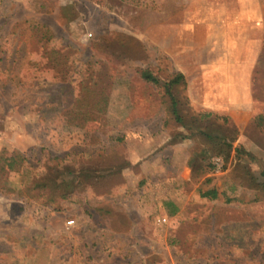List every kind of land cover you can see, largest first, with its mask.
Masks as SVG:
<instances>
[{"label": "rangeland", "instance_id": "obj_1", "mask_svg": "<svg viewBox=\"0 0 264 264\" xmlns=\"http://www.w3.org/2000/svg\"><path fill=\"white\" fill-rule=\"evenodd\" d=\"M35 22L96 62L109 98L100 118L53 120L78 89L32 65ZM143 68L184 75L196 126L217 116L227 160L168 119ZM0 156V264H264V0H0ZM51 164L80 174L64 198L49 189ZM126 215L108 253L96 222L114 229Z\"/></svg>", "mask_w": 264, "mask_h": 264}, {"label": "trees", "instance_id": "obj_2", "mask_svg": "<svg viewBox=\"0 0 264 264\" xmlns=\"http://www.w3.org/2000/svg\"><path fill=\"white\" fill-rule=\"evenodd\" d=\"M29 30L33 32L32 35L34 34L36 36V39L42 43L41 46L43 47L39 59L32 62L35 69L41 74L48 73L47 70H49L48 82L74 81L73 85L78 89L77 97L73 100L70 107L53 118L56 124L81 126L86 121L100 118L103 109L108 105L109 98L108 89L99 86L94 77L96 62L93 59H82L75 47H68L66 51H61L53 43L52 40L55 38L51 30L46 26L35 22L29 27ZM137 74L144 83L162 88L163 94L167 99L168 119L184 127L188 131V135H202L205 140L213 143L214 147H218L217 152L224 154L225 160L229 158L233 149L230 144L223 142L226 136L219 130L216 133L211 129V124L217 119V116H210L206 127L203 129H199L196 126L199 115L194 114L189 106L188 97L185 94L186 81L182 73L173 72L166 79H160L153 70L143 68L139 69ZM223 120L227 121V118L223 117ZM234 151L249 155L239 148L234 149ZM7 164L4 157L0 156V173L3 172L4 166ZM68 173L73 177L72 181H68L65 178L57 180L58 176ZM79 175V173H75L69 166L61 167L51 164L50 175L46 180L50 182L49 189L54 188V190H62L63 192L64 188L63 193L59 192L60 197L64 198V196L72 192L76 187L75 185L79 183ZM260 175L264 177V172H261ZM34 183L35 188L45 189L46 187L43 182ZM258 183L264 189V181ZM202 195L215 198L217 197V192L211 189L202 193ZM44 202L46 204L49 203L47 199ZM54 206L56 209H59L58 205ZM175 211L176 207L173 206L170 214L173 215Z\"/></svg>", "mask_w": 264, "mask_h": 264}, {"label": "crops", "instance_id": "obj_3", "mask_svg": "<svg viewBox=\"0 0 264 264\" xmlns=\"http://www.w3.org/2000/svg\"><path fill=\"white\" fill-rule=\"evenodd\" d=\"M125 218L126 219H124V226H122L121 224V226L120 227H117V228H114L113 229V227L111 226V225H109V224H107V223H105V222H101V221H98L97 220V222H96V226H95V228H97V230L95 231V238H96V240H101L100 242H98L97 244H99V243H103V242H105V241H108V244H107V247L109 248L107 251H108V253H109V250L111 251V247H113V246H115V244L113 243L114 241H117L118 240V237H120V236H122L123 234H125L127 231H129V222H128V220H129V216L128 215H126L125 216ZM92 219H91V216L90 215H88V216H85L84 218H83V222H82V226L84 227V228H88V225L87 224H85L84 222H87V221H91ZM93 225V223L91 222V225H89V227H91ZM93 227H94V225H93ZM112 227V228H111ZM100 229V230H99ZM80 232H81V229H78ZM99 231V232H98ZM90 232H92V230L90 229ZM99 234V235H98ZM97 236V237H96ZM104 239V240H103ZM91 241V243H92V239L90 240ZM80 243V241H79V239H74V243ZM109 242H110V244H109ZM81 244V243H80ZM106 248V247H105ZM91 263H94V264H104L103 262H102V259H97V258H93L91 261H90V264ZM105 264H109L108 262L107 263H105Z\"/></svg>", "mask_w": 264, "mask_h": 264}, {"label": "built area", "instance_id": "obj_4", "mask_svg": "<svg viewBox=\"0 0 264 264\" xmlns=\"http://www.w3.org/2000/svg\"><path fill=\"white\" fill-rule=\"evenodd\" d=\"M158 222H159L160 224L165 223V222H166V219H165V218H161V219L158 220ZM66 223H67V224H71L72 221L70 220V221H67Z\"/></svg>", "mask_w": 264, "mask_h": 264}]
</instances>
